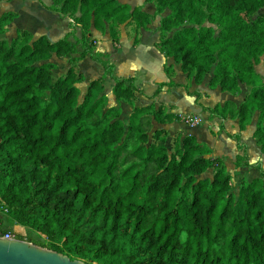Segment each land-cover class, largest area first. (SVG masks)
<instances>
[{"label":"trees","instance_id":"obj_1","mask_svg":"<svg viewBox=\"0 0 264 264\" xmlns=\"http://www.w3.org/2000/svg\"><path fill=\"white\" fill-rule=\"evenodd\" d=\"M9 1V0H2ZM147 14L121 0H51L45 8L69 19L70 31L56 41L24 30L4 38L16 13H0V208L19 224L31 221L46 241H32L0 225V236L77 259L86 264H264V173L250 163L240 133L256 116L253 139L264 154V0H146ZM168 11L166 16L161 15ZM160 17L158 42L188 83L237 95L212 108L208 119L236 120V168L257 169L237 191L224 160L191 135L174 136L157 127L180 120L153 104L136 106L132 78L120 79L95 51L90 29L113 45L120 27L138 32ZM79 29V32H78ZM131 35V34H129ZM69 68L56 81L52 58ZM102 69L84 82L78 63ZM172 81L173 65L165 66ZM117 106L105 108V79ZM159 93L156 91L154 97ZM121 103L131 108L122 119Z\"/></svg>","mask_w":264,"mask_h":264},{"label":"crops","instance_id":"obj_2","mask_svg":"<svg viewBox=\"0 0 264 264\" xmlns=\"http://www.w3.org/2000/svg\"><path fill=\"white\" fill-rule=\"evenodd\" d=\"M12 1L14 0H0V13L13 12L8 11V5ZM50 2L51 1L44 0H18L17 8L13 12L16 13L17 16L6 27V33L15 34L17 31L24 30L29 32L34 38L46 36L50 41H56L62 38L70 31L69 23L71 21L47 10L45 6L49 5ZM121 2L129 4L131 7L139 6L142 8L143 12L150 15L155 11L154 3L146 2V0H121ZM167 14L168 11H165L161 17L166 16ZM159 20L160 17H156L145 30H139L137 44L133 43L132 36L130 37L125 34L126 31L124 29L130 28H125L123 26L120 27V38L117 45L112 44L107 32L101 34L91 28L90 33L92 39L95 41V51L106 56L104 57V60L109 61L112 64L114 63V74L118 78H132L133 85L138 90L135 94L136 106L153 104L155 107H158L159 105H163L170 112L179 115V121L158 127L179 133L181 137L191 135L197 142L206 144L212 150L213 156L221 157L224 162L228 161L229 165L234 167L233 170H239L240 172L247 170V168H236L234 166L235 156L241 155L242 153L237 150L235 140L228 135L238 132L237 121H223L224 130L220 131V121L217 119L209 120L208 112L202 110V108H212L217 105L210 106L207 104V99L215 94L222 97L218 105H223L226 101H232L238 106L247 94L246 87L240 85V93L237 95L223 93L218 88L210 89L207 87L211 77L210 75H207L201 84L196 85L191 81L190 84L187 85V90L184 89L183 86L186 85L188 81L186 80V75L181 72L180 66L175 64L170 58L165 59L154 46L159 38L157 31ZM10 28L11 32H9ZM123 40H125L124 43ZM102 46L106 47V50H102ZM112 54H114V61L112 60ZM52 59H59L60 62H64L67 67L69 66L66 58L54 57ZM84 63L88 64L86 66L94 70V73L86 75L84 69L81 67ZM169 65H173L175 72L172 81L178 85L171 89H168L166 86L160 87L161 83L169 81L164 73V67ZM78 71L83 75L84 79H88L89 81L93 78H99L102 73L100 66L89 58H85L78 63ZM256 72L262 77L264 82V67L259 66L256 69ZM156 91H159V93L154 97L153 95ZM185 102H190V107H188L187 110H185ZM122 111L124 115L128 116L131 108L129 112L124 111L123 108ZM188 115L196 118L198 123L186 124L184 118ZM255 122L256 116L253 118L251 124L240 133V138L242 143L247 146V155L250 163H260L261 169L264 173V154L261 153L259 149L257 152L256 147L258 148V146L252 137L255 129ZM251 150L256 154L255 162L252 161L250 155ZM256 177H259V173L254 174L252 179ZM14 228H16V226H14Z\"/></svg>","mask_w":264,"mask_h":264},{"label":"rangeland","instance_id":"obj_3","mask_svg":"<svg viewBox=\"0 0 264 264\" xmlns=\"http://www.w3.org/2000/svg\"><path fill=\"white\" fill-rule=\"evenodd\" d=\"M44 1H51V0H44ZM17 2H18V0L12 1L8 5V8H9L8 11L14 12V10L17 8ZM258 13H264V9L259 10ZM124 30L126 31V33H125L126 35L133 37V34L131 33L132 28L124 29ZM9 32H11V28L9 29ZM15 34L14 33H11V34L5 33L4 38L11 39L12 37L15 36ZM129 34H131V35H129ZM34 39H36V38H34ZM124 42H125V40H123V43ZM101 48H102V50H106V47H104V46H102ZM104 59L105 58H102L103 61H106ZM112 60L114 61V54H112ZM51 62L56 65V69L54 70L53 76H52V79L54 81H56L59 77L65 75L69 66L67 67V65H65L64 62H60L59 59H52ZM107 63L112 64L109 61H107ZM86 65H88V64L84 63L81 65L82 69H84V71H85V74L90 75V74L94 73V70H92L90 67H88ZM112 65L114 66V63ZM259 66L262 67V64H257L254 66L255 71ZM260 69H262V68H260ZM101 71H102V69H101ZM101 75H102V73H101ZM93 79H96V78H93ZM93 79H90V80H93ZM88 82H89V80L85 79L84 82H82L81 84L78 85V88L80 90L79 99H81L83 94L85 93ZM112 85H113V81L109 78H107L106 82L103 84V92L102 93L104 95H106V97H107V104H106L105 108L117 106V103L115 102L114 96L112 95V92H111ZM219 93H221V92H219ZM221 99H222V97L218 96V94L212 95L209 99H207V104L210 106H214L215 104L220 103ZM134 104H135V101H134ZM184 105H185V110H187V108L190 107V102H185ZM120 106H121V108L124 109V111H127V112L130 111V108L128 107V105L121 103ZM126 117H127L126 115H124V114L122 115L123 120H126ZM167 131L169 133V137L167 139V146L171 148L172 139L174 136H177V133L172 131V130L171 131L167 130ZM256 150L258 152L257 147H256ZM250 152H251L250 155H251L252 161L255 162L256 161V159H255L256 154L253 150H251ZM224 163L226 166V172L231 176V180H232V183L234 185L235 191H237L236 189H237V187H239V183H240L241 179L251 180L253 178L254 174L258 173L256 169H247V170H244L242 172H240L239 170L235 171V170H233L234 167L233 166L231 167L229 165L228 161L224 162ZM1 222H2L3 228L13 230L15 233L22 235L26 239H30L32 241H46V238L37 232L36 221H35V223L29 221L26 224H20V223L18 224L13 217L2 216ZM14 226H16V228H14ZM31 244H33V243H31Z\"/></svg>","mask_w":264,"mask_h":264},{"label":"water","instance_id":"obj_4","mask_svg":"<svg viewBox=\"0 0 264 264\" xmlns=\"http://www.w3.org/2000/svg\"><path fill=\"white\" fill-rule=\"evenodd\" d=\"M0 264H86L23 240L0 238Z\"/></svg>","mask_w":264,"mask_h":264},{"label":"built area","instance_id":"obj_5","mask_svg":"<svg viewBox=\"0 0 264 264\" xmlns=\"http://www.w3.org/2000/svg\"><path fill=\"white\" fill-rule=\"evenodd\" d=\"M184 119H185V123L186 124H196V123H198V120L196 118L191 117L189 115L186 116ZM5 214H6V210L0 208V225H2L1 217L5 216ZM0 238L9 239V240H17V239L14 238V236L11 233H6V234L0 236Z\"/></svg>","mask_w":264,"mask_h":264}]
</instances>
